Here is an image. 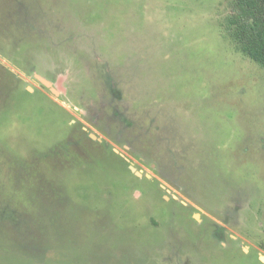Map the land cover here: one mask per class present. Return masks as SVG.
Listing matches in <instances>:
<instances>
[{
    "label": "rangeland",
    "instance_id": "1",
    "mask_svg": "<svg viewBox=\"0 0 264 264\" xmlns=\"http://www.w3.org/2000/svg\"><path fill=\"white\" fill-rule=\"evenodd\" d=\"M263 26L264 0H0V264H264Z\"/></svg>",
    "mask_w": 264,
    "mask_h": 264
},
{
    "label": "trees",
    "instance_id": "2",
    "mask_svg": "<svg viewBox=\"0 0 264 264\" xmlns=\"http://www.w3.org/2000/svg\"><path fill=\"white\" fill-rule=\"evenodd\" d=\"M262 41H264V26L262 28ZM243 52L244 54L249 57V59H251L252 61H254L257 64L262 65V67L264 68V49L260 48L259 49H255V48H248L245 47L243 48Z\"/></svg>",
    "mask_w": 264,
    "mask_h": 264
},
{
    "label": "water",
    "instance_id": "3",
    "mask_svg": "<svg viewBox=\"0 0 264 264\" xmlns=\"http://www.w3.org/2000/svg\"><path fill=\"white\" fill-rule=\"evenodd\" d=\"M38 80L46 87V88H48L49 90H51L54 94H58L57 92H56V90H54V88L52 87V84L49 82V81H47V80H45V79H43V78H41V77H38ZM131 170H133L134 172L136 171L133 167H131ZM136 174L137 175H140V173L139 172H136Z\"/></svg>",
    "mask_w": 264,
    "mask_h": 264
}]
</instances>
